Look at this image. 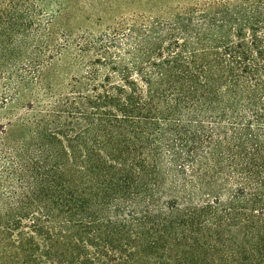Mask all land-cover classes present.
<instances>
[{
	"label": "trees",
	"instance_id": "16d2710c",
	"mask_svg": "<svg viewBox=\"0 0 264 264\" xmlns=\"http://www.w3.org/2000/svg\"><path fill=\"white\" fill-rule=\"evenodd\" d=\"M79 1L0 0V264H264V0Z\"/></svg>",
	"mask_w": 264,
	"mask_h": 264
},
{
	"label": "rangeland",
	"instance_id": "374dc122",
	"mask_svg": "<svg viewBox=\"0 0 264 264\" xmlns=\"http://www.w3.org/2000/svg\"><path fill=\"white\" fill-rule=\"evenodd\" d=\"M127 1L128 0H80L77 5V9H79L78 13L77 10L73 15L70 13L72 16L71 18L59 17L60 19L57 18L55 24L61 27L69 26L72 31H76L80 28H88L97 31L118 21L120 17L130 16L132 12L147 8V6L139 8V4L144 5L150 3V5L153 6H170L176 5L184 0H134L136 4L133 6L131 4L127 5ZM99 19L101 20L99 21ZM71 52L72 51H68L65 53L59 63L58 80L63 83L69 81L73 75L78 73V67L73 63Z\"/></svg>",
	"mask_w": 264,
	"mask_h": 264
}]
</instances>
